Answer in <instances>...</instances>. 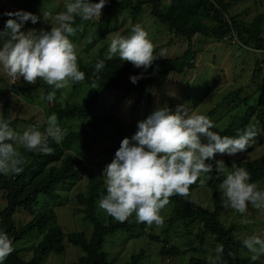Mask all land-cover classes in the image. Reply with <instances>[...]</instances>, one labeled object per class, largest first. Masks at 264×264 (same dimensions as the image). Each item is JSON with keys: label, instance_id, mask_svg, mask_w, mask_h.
I'll return each instance as SVG.
<instances>
[{"label": "trees", "instance_id": "16d2710c", "mask_svg": "<svg viewBox=\"0 0 264 264\" xmlns=\"http://www.w3.org/2000/svg\"><path fill=\"white\" fill-rule=\"evenodd\" d=\"M44 1L46 0H27L25 4L12 10H5L0 6V32L5 30V23L10 18L5 13L23 10L32 14L35 13L36 16L35 7ZM93 2H98V0H93ZM146 3L152 4L151 14L153 17L170 28L176 36L188 40L187 48L180 57L160 60L146 70L136 68L133 64L124 63L117 57H113L111 60L95 58L87 63L79 61L78 66L85 73V79L79 83H71L72 89H77L82 83H88L95 86L94 90L81 102L66 103L64 106L55 103L48 108L50 113L57 115L60 127L64 122L74 120L81 123L79 128L68 130L59 144L49 139V147L53 149L51 154L27 152L21 147L19 151L28 158L23 172L9 175L0 174V194L4 202V207L0 209V231L8 234L14 247V251L3 261V264H41L43 258L48 254H61L64 252V239L68 243L81 248L83 254L78 257V264H142L141 260L145 254L143 249L132 254L130 260L125 263L108 260V253L103 250L106 235H113L119 231L129 234L136 233L137 235L146 228V224L137 222V219L133 217H129L125 222H119L115 219H110L107 223L100 221L96 212L97 202L106 194L107 190L103 180L94 173L89 172L87 174L84 189L78 191L75 195V200L81 205L78 211L83 213L84 219L92 224V232L89 237L78 231L65 234L56 222L54 209L50 206H44L35 211L34 207L38 204V197L44 195L49 200L58 202L61 195L56 190V186L66 184L67 181H73L80 177L83 172L82 168H85L82 164V157L69 152L75 145H84L86 148H90L94 141L97 142L107 136L111 143L100 152L108 157L107 163L103 160V164L100 162L98 166L95 162L96 166L103 170L114 158L121 140L125 137L131 138L137 131L136 125L124 122L116 114L97 112L98 100L107 89L113 88L120 92L115 97L114 104L121 103L127 96L133 94L134 99L130 105V111L135 113L142 107L145 115L149 116L153 112L152 98L151 93H145V91L149 87L165 81L171 73H182L186 69L195 67L196 54L191 39L196 34L220 41L232 39L233 43L239 41V38L246 44L264 51L263 17L258 15L252 22L246 23L240 20L238 15L231 14L228 10L230 3L223 0H169L165 8H161V0H106L101 15L97 18L95 29L88 34L87 47L92 46V41L97 42L102 39L108 32L107 15L113 6H129L131 8V20L134 21L140 15L141 8ZM11 18L18 20L15 16ZM2 20L5 22H2ZM84 21L86 20H82L78 16L75 18L73 27L76 28V32L69 38L84 37L86 33ZM29 24H32L31 20H29ZM20 30L22 31V27ZM89 38H91V43L88 42ZM7 39L8 37L0 36V47ZM99 60L105 61V67L98 74L99 79H97V74H94V66ZM255 71L253 75H255ZM141 74L143 75L141 76ZM130 76H141V78L133 84ZM15 82L12 86L15 92L22 91L27 95H31L34 91L42 89L43 99L50 91L54 90L52 86L47 85L40 79L31 85L24 80ZM55 91L59 93V90ZM240 91V87L230 91L205 115L211 120L218 113L221 106L225 102L232 101ZM44 101L47 100L44 99ZM168 108L172 111L170 106ZM1 117L10 121V126L13 130H16L15 123L18 120L8 118L7 104L3 106ZM263 121L264 110L259 109L251 122H249L247 115L246 117L239 116L218 133L221 136L237 137L243 130L255 125L259 130L256 141L263 143L264 132L261 130ZM89 140L92 142H89ZM251 147L247 151L235 155L223 154V161L229 170L232 169L233 164L245 168L250 173V182L257 184L264 178V156L246 159ZM79 153L85 155L86 150L82 149ZM206 162L215 163L214 160ZM204 176L206 186L213 196L214 209L198 206L192 201V191L200 185L198 180L190 186L188 197H181L180 195L170 197V202L175 209L168 220L169 222L187 220L185 221L186 227L198 224L200 231L196 234V237L199 239V246L179 248L169 244L167 238H160L159 235L153 233H148V238L161 243L158 250L161 256L175 257L189 251L205 253L204 237L212 235V249L218 243L224 245L223 259L226 264H257V261H252L241 255V250L246 249V247L242 243L244 239L236 237L234 224L225 225L220 220L219 211L221 206L218 203V194L225 174H219L214 170L211 173L204 174ZM258 188L264 190V186H258ZM18 209L33 213L32 217L27 222L17 225L13 214ZM34 232H42V237L33 248L30 258L23 259L16 243L26 235ZM229 252L233 255L229 256ZM204 261L203 258L192 256L189 264H202ZM204 264H209V262L205 261Z\"/></svg>", "mask_w": 264, "mask_h": 264}, {"label": "rangeland", "instance_id": "374dc122", "mask_svg": "<svg viewBox=\"0 0 264 264\" xmlns=\"http://www.w3.org/2000/svg\"><path fill=\"white\" fill-rule=\"evenodd\" d=\"M135 1V0H133ZM229 2V12L238 15L239 19L250 23L258 15L263 17L262 36L264 37V0H223ZM27 0H0V6L5 10H12L17 6L23 5ZM70 0H46L42 4L35 7L37 22L28 25V21L22 23V31L29 30L39 31L50 30L51 26H57L55 16L65 11L66 3ZM161 8H165L169 0H161ZM151 3H146L141 8V13L136 19L131 20V8L129 6H113L108 17V32L99 41H92V46L87 47L86 40L88 34L95 27L97 18L84 21L86 30L84 37L76 39L69 38L76 46L78 63L89 62L95 58H107L111 37L117 33L127 37L131 34L134 25H141L149 34V38L154 44V55L157 58L152 64L163 59H174L180 57L188 45V40L181 36L173 34L172 30L166 25L158 21L151 14ZM35 14V13H34ZM2 22H5L2 20ZM17 23H20L19 19ZM238 38V37H237ZM238 43L232 42V39L217 40L196 34L192 37L191 42L196 54L194 61L195 67L186 69L182 73H171L168 78L157 85L149 87L146 92L151 93L153 111L159 107L167 105L175 112L180 105H186L190 112L194 111L198 114L205 115L212 109L226 94L230 91L241 88L240 93L232 101L225 102L218 113L211 119L215 124L213 131L219 132L231 121L239 116L247 115L251 122L257 111L264 110V54L257 52V48L246 44L242 39L238 38ZM162 55V56H161ZM119 58L118 56H116ZM115 57V58H116ZM124 63L132 64L128 61ZM255 71V75L253 72ZM23 78L18 77L17 82H21ZM10 78L0 68V113L4 104H7V115L10 119H17L15 123L16 132L22 134L29 126H38L41 131L47 127V118L53 114L48 108L53 104L64 106L66 103L81 102L93 90L95 86L82 83L77 89L73 90L70 85L64 89H59L54 100L49 103L44 101L42 97V89L34 91L31 95H27L22 91L15 92L12 88ZM120 92L113 88H109L98 100V111L102 114H116L126 123H133L138 126V121L146 119L142 107L135 113L130 111V105L133 102L134 95L130 94L119 104H114V99ZM0 114V117H1ZM79 121H66L62 125V129L68 130L79 128ZM264 132V121L261 125ZM202 142H206L205 138H201ZM89 142H92L89 140ZM111 143V140L104 136L103 139L94 141L90 148L82 146H74L69 152L82 157L83 169L80 177L73 181H67L66 184L56 186V190L61 195L58 202L49 200L46 196L38 197V204L34 210H38L44 206H50L54 209L56 222L61 226L65 234L73 231L83 232L87 237L92 232V224L84 219V214L78 211L81 207L75 200L78 191L84 189L87 174L94 173L100 177L104 184L105 178L102 175V169L98 166L101 162L107 163L108 157L100 153ZM113 143V142H112ZM20 149V148H19ZM82 149L86 150V154L79 153ZM264 156V139L263 143L255 141L251 150L246 155V159H254ZM26 161L28 158L25 156ZM217 160H223V155L217 153ZM95 162L98 164L96 166ZM96 166V167H95ZM229 170L228 167H226ZM201 178H205L202 174ZM257 186H264V178L257 183ZM192 201L201 207L214 209L215 203L213 196L206 186L200 185L192 191ZM99 201V200H98ZM218 203L220 204V220L225 225L234 224L236 227L235 235L238 238L245 239L253 234L259 235L264 232V214L259 210L248 206V211L240 214L234 209L223 206L221 188H219ZM4 207V202L0 194V209ZM174 205L169 204L161 210L164 218L163 226L146 225L139 234H129L119 231L113 235H106L103 243V250L108 253V260L118 263H125L130 260V256L140 249L145 251L141 260L142 264H189L190 257L203 258L209 262L207 257L212 249L213 236L206 235L204 237L205 253L200 251H189L175 257H163L158 253L161 243L152 241L148 238V233L159 235L160 238H167L169 244L179 248L188 246L198 247L199 239L196 234L200 231L198 224H192L190 227L185 226V221L178 220L169 222L170 216L174 213ZM97 215L103 223H107L110 219H114L103 210L99 209L97 202ZM31 212L18 209L13 214L17 225L27 222L32 217ZM136 218L135 214L130 216ZM247 219V224L241 223V220ZM42 232H34L26 235L22 240L16 243V247L20 251L23 259H28L32 255L33 248L40 241ZM65 250L61 254H48L43 258L41 264H78L77 260L83 254L80 247L74 246L64 239ZM241 255L251 260V253L246 249L241 250ZM204 261V262H205ZM257 264H264V256H261ZM204 262L202 264H204Z\"/></svg>", "mask_w": 264, "mask_h": 264}, {"label": "clouds", "instance_id": "9594fccd", "mask_svg": "<svg viewBox=\"0 0 264 264\" xmlns=\"http://www.w3.org/2000/svg\"><path fill=\"white\" fill-rule=\"evenodd\" d=\"M105 3L106 0H70L65 11L55 16L57 26L47 31L20 30L25 21L37 22L38 18L30 12L5 13L10 18L5 30L0 32V36L8 37L0 47V68L11 81L21 77L31 85L40 79L52 86L54 90L44 97L51 103L56 96L55 90L85 79V73L78 66L76 46L69 39L76 32L75 18H99ZM13 16L20 23L12 19ZM88 42L91 43V38ZM116 56L145 70L157 58L148 32L139 24L132 27L127 37L119 33L111 37L107 59ZM104 67V60L95 63L97 79ZM141 76H130V80L135 84ZM214 128L215 124L206 115L190 112L186 105L178 106L175 112L165 105L138 121L137 131L131 138L121 140L114 158L102 170L107 191L98 201L99 209L119 222H125L135 213L137 222L163 226L161 210L169 204L170 197H188L190 186L199 180L203 187L206 181L201 178L202 174L215 170L225 174L220 184L224 207L244 214L251 205L264 214V190L250 182V173L235 164L227 170L223 160L215 159L217 153L235 155L247 151L255 143L259 130L253 125L237 137H230L221 136L212 130ZM65 135L54 113L47 118L43 131L38 126H29L22 134L13 130L10 121L0 117V174L23 172L27 161L19 148L51 154L49 139L59 144ZM202 137L206 142H202ZM211 160L215 163L206 162ZM249 222L241 220L243 224ZM242 243L251 253L252 261L264 256V232L248 236ZM13 251L12 239L0 231V264ZM209 252V264H226L223 244H216ZM228 255L233 254L229 252Z\"/></svg>", "mask_w": 264, "mask_h": 264}, {"label": "built area", "instance_id": "2783aa9c", "mask_svg": "<svg viewBox=\"0 0 264 264\" xmlns=\"http://www.w3.org/2000/svg\"><path fill=\"white\" fill-rule=\"evenodd\" d=\"M236 42H238V41H236ZM257 52L260 53V54H264V51L263 50H260V49H257ZM15 81H11V83H14ZM0 110H1V107H0Z\"/></svg>", "mask_w": 264, "mask_h": 264}]
</instances>
